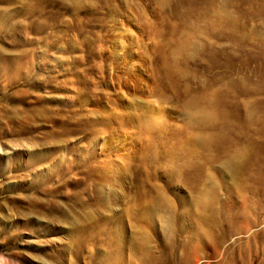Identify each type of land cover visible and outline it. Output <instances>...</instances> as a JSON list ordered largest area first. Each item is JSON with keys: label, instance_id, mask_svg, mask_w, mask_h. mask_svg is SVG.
Segmentation results:
<instances>
[{"label": "rangeland", "instance_id": "374dc122", "mask_svg": "<svg viewBox=\"0 0 264 264\" xmlns=\"http://www.w3.org/2000/svg\"><path fill=\"white\" fill-rule=\"evenodd\" d=\"M0 264H264V0H0Z\"/></svg>", "mask_w": 264, "mask_h": 264}, {"label": "bare ground", "instance_id": "6f19581e", "mask_svg": "<svg viewBox=\"0 0 264 264\" xmlns=\"http://www.w3.org/2000/svg\"><path fill=\"white\" fill-rule=\"evenodd\" d=\"M197 106H198V105H197ZM197 106H196V107H197ZM199 114H200V113H199ZM197 118H198V116H197Z\"/></svg>", "mask_w": 264, "mask_h": 264}]
</instances>
